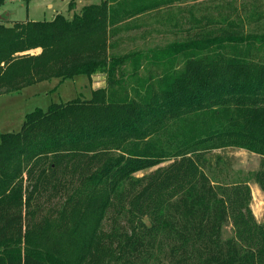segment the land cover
Masks as SVG:
<instances>
[{
  "label": "trees",
  "instance_id": "16d2710c",
  "mask_svg": "<svg viewBox=\"0 0 264 264\" xmlns=\"http://www.w3.org/2000/svg\"><path fill=\"white\" fill-rule=\"evenodd\" d=\"M161 5L102 0L72 17L0 20V95L98 71L107 81L0 134V264H264L250 185L204 170L231 165L217 150L258 153L264 191V34L221 26L112 52L128 19ZM143 61L161 72L141 77Z\"/></svg>",
  "mask_w": 264,
  "mask_h": 264
},
{
  "label": "rangeland",
  "instance_id": "374dc122",
  "mask_svg": "<svg viewBox=\"0 0 264 264\" xmlns=\"http://www.w3.org/2000/svg\"><path fill=\"white\" fill-rule=\"evenodd\" d=\"M102 0H76V8L70 10V0H7L1 12L10 13V21L50 20L57 13L72 17L83 6L100 3ZM127 25L118 31L115 54H128L137 50L149 51L163 48L175 41L183 42L208 29L224 26L248 35L264 34V0H162L158 8L143 11L127 20ZM229 26L231 28H229ZM264 53V52H263ZM183 59L173 61L181 65ZM157 65V64H156ZM143 61L141 77L161 72L158 65ZM168 67V66H167ZM166 67V68H167ZM165 69V68H164ZM106 74L98 71L89 77L77 76L60 81L58 78L27 86L21 92L0 95V134L21 128L25 114L36 107L46 108L52 102L67 101L76 97H91L93 87H105ZM231 159V165L221 162L204 169L215 184L247 182L251 187V207L259 222L264 219V191L255 180L261 156L241 148L217 150ZM167 163H164V165ZM154 168L139 171L135 176L148 174ZM258 199V200H257ZM232 227H224V235L230 237ZM156 263L158 260H155Z\"/></svg>",
  "mask_w": 264,
  "mask_h": 264
},
{
  "label": "crops",
  "instance_id": "0c3cea01",
  "mask_svg": "<svg viewBox=\"0 0 264 264\" xmlns=\"http://www.w3.org/2000/svg\"><path fill=\"white\" fill-rule=\"evenodd\" d=\"M58 14V13H57ZM63 14V13H62ZM55 17V16H54ZM0 20L4 21L5 23H10L8 21H10V13H6L5 11L4 12H1L0 10ZM27 20H32V19H27ZM13 22V21H12ZM40 51V49H37V50H32L31 52L32 53H38ZM93 76V75H92ZM93 88H97L96 86L93 87ZM25 89V88H24ZM23 89V90H24ZM21 92V91H20Z\"/></svg>",
  "mask_w": 264,
  "mask_h": 264
},
{
  "label": "bare ground",
  "instance_id": "6f19581e",
  "mask_svg": "<svg viewBox=\"0 0 264 264\" xmlns=\"http://www.w3.org/2000/svg\"><path fill=\"white\" fill-rule=\"evenodd\" d=\"M258 200V199H257Z\"/></svg>",
  "mask_w": 264,
  "mask_h": 264
}]
</instances>
